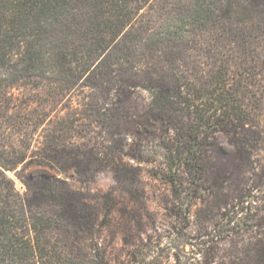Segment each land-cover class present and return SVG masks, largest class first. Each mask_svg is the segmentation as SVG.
I'll return each mask as SVG.
<instances>
[{"label": "trees", "instance_id": "1", "mask_svg": "<svg viewBox=\"0 0 264 264\" xmlns=\"http://www.w3.org/2000/svg\"><path fill=\"white\" fill-rule=\"evenodd\" d=\"M20 86L51 91L46 104L70 99L58 130L77 133L57 135L54 155L29 158L0 139V264H109L83 245L98 213L80 192L30 174L22 194L5 171L22 162L118 173L123 157L142 160L128 138H157L178 199L211 184L230 264H264V215L255 213L264 194V0H0V131L11 111L32 112L33 100L17 102ZM28 120L24 129L35 130L38 120ZM112 143L116 158L105 150Z\"/></svg>", "mask_w": 264, "mask_h": 264}, {"label": "rangeland", "instance_id": "2", "mask_svg": "<svg viewBox=\"0 0 264 264\" xmlns=\"http://www.w3.org/2000/svg\"><path fill=\"white\" fill-rule=\"evenodd\" d=\"M13 92L19 104L34 101L31 102L32 112L24 114L14 110L10 112L11 117L2 118V143L11 149L27 151L29 158L39 152L54 155L50 146L57 135H76V131L66 128L58 130L59 113L67 118L71 115L70 99L65 98L62 103L51 100L46 104L47 99H52V92L29 86L14 88ZM147 97V93L143 92L139 101ZM28 119L38 120L35 130L24 129ZM78 133L90 135L92 141L98 143L111 145L107 139L122 144L126 142L124 134H114L113 138H109L106 131ZM128 140L129 143L136 142L137 154L142 150V160L122 156L118 173L106 164L83 174L75 170H58L57 167L24 169L22 162L15 169L5 172L22 194L26 191L23 179L30 174L31 180L47 174L53 180L67 182L80 192L98 213L92 232H84L83 245L90 252L102 254L109 264H230L232 248L217 242L219 227L215 225L220 218L218 208L214 206L217 193L210 188L211 184L202 182L199 187L206 188V192L198 191L193 197L178 199L172 185L162 175L165 164L158 157L160 148L157 138ZM115 146L112 143V149H105L108 156H119ZM227 185L225 182V187ZM185 187L186 184L184 190ZM228 193L229 189L225 188L220 196L224 199ZM207 198L211 202L209 207L204 202ZM256 201L257 211L253 210L251 214L264 215V194L257 193Z\"/></svg>", "mask_w": 264, "mask_h": 264}]
</instances>
